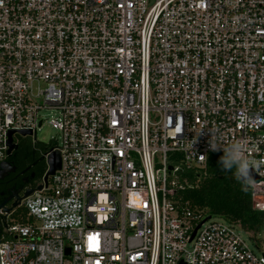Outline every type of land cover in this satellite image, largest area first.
Returning <instances> with one entry per match:
<instances>
[{"label":"built area","instance_id":"built-area-1","mask_svg":"<svg viewBox=\"0 0 264 264\" xmlns=\"http://www.w3.org/2000/svg\"><path fill=\"white\" fill-rule=\"evenodd\" d=\"M48 111L61 168L46 182L43 153L2 264H264L240 223L176 198L213 131L257 162L264 211V0H0V163Z\"/></svg>","mask_w":264,"mask_h":264},{"label":"trees","instance_id":"trees-1","mask_svg":"<svg viewBox=\"0 0 264 264\" xmlns=\"http://www.w3.org/2000/svg\"><path fill=\"white\" fill-rule=\"evenodd\" d=\"M26 142L32 152L43 157V153L53 144L29 143L26 138L20 139ZM223 153L212 152L209 154L205 167H184L181 172V187L177 190L176 198L182 206L194 211H206L209 215L217 214L228 222L240 223L245 231L252 232L253 238L264 231V211L254 209L251 193L246 186L237 181L233 172L221 171L218 163ZM179 157L173 153L172 157ZM46 171V163L42 170V176ZM25 210L15 217L24 215ZM13 214V215H14Z\"/></svg>","mask_w":264,"mask_h":264},{"label":"flooded vegetation","instance_id":"flooded-vegetation-1","mask_svg":"<svg viewBox=\"0 0 264 264\" xmlns=\"http://www.w3.org/2000/svg\"><path fill=\"white\" fill-rule=\"evenodd\" d=\"M6 161L10 165L0 178V230L7 215L22 209L25 193L38 186L46 163L21 140L3 162Z\"/></svg>","mask_w":264,"mask_h":264},{"label":"clouds","instance_id":"clouds-1","mask_svg":"<svg viewBox=\"0 0 264 264\" xmlns=\"http://www.w3.org/2000/svg\"><path fill=\"white\" fill-rule=\"evenodd\" d=\"M210 133L209 150L213 152L223 151V155L218 161L221 171L233 172L237 181L242 182L244 186L242 190H246V186L252 182L251 172L254 167L258 166L257 162L245 155L244 146L241 143L234 142L227 147H222L217 143L215 133L213 131H210Z\"/></svg>","mask_w":264,"mask_h":264},{"label":"rangeland","instance_id":"rangeland-1","mask_svg":"<svg viewBox=\"0 0 264 264\" xmlns=\"http://www.w3.org/2000/svg\"><path fill=\"white\" fill-rule=\"evenodd\" d=\"M46 117V122L44 123V125L38 129L37 134H36V138L39 141L40 144H58L60 142V132L53 128L52 125L49 123V111L46 112L45 114ZM22 139V138H26L28 140L29 143H31L34 140V137H19V136H15V139ZM18 213L22 212V209H18L17 211ZM16 214L13 215V217H15ZM212 221H226L224 219V217L217 215V214H213L211 219ZM251 235V238L246 235H244V238L246 239L247 243L250 245V247L258 254H262V252H264V231L260 234H258L257 236H255V238H253V233L249 232Z\"/></svg>","mask_w":264,"mask_h":264},{"label":"water","instance_id":"water-1","mask_svg":"<svg viewBox=\"0 0 264 264\" xmlns=\"http://www.w3.org/2000/svg\"><path fill=\"white\" fill-rule=\"evenodd\" d=\"M14 133V131H11L10 132V138H9V141H8V143H9V150H8V154H11V152L17 147V144H15L14 142H13V137H12V134ZM22 135H27V134H29V135H31L32 134V132L31 131H28V130H23V131H21L20 132ZM50 151H52V147L49 149ZM46 153V152H45ZM61 163H62V158H61V153H60V151H58V150H55V151H52L51 153H50V155H49V157H48V165H49V169H48V171L46 172V174H45V181L46 182H48V179H49V176L50 175H53L55 172H56V170H58V169H60L61 168ZM10 165V163L9 162H1L0 163V178L3 176V173H5V170H7V167ZM251 175H252V179H254V180H257V179H259V177H258V175L252 170V172H251ZM38 188L39 189H41L42 188V185H39L38 186ZM35 189H31V190H28L26 193H25V197H27V196H29L33 191H34ZM13 206H16V204L15 205H13ZM210 218V216L207 218V219H209ZM7 224L5 223V226H6ZM0 226H1V223H0ZM201 226V224L195 229V231H194V233H193V237L195 236V234H196V232H197V230H198V228ZM0 242H1V236H0ZM68 251H69V249H68ZM0 264H2V262H1V257H0ZM181 264H184L183 262L181 263Z\"/></svg>","mask_w":264,"mask_h":264}]
</instances>
